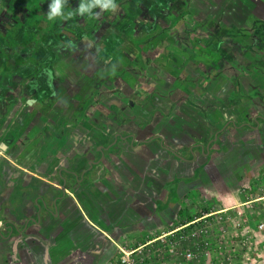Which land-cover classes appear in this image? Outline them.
<instances>
[{
    "label": "rangeland",
    "instance_id": "obj_1",
    "mask_svg": "<svg viewBox=\"0 0 264 264\" xmlns=\"http://www.w3.org/2000/svg\"><path fill=\"white\" fill-rule=\"evenodd\" d=\"M9 1L0 0V50L6 33L19 39L24 32L8 25L21 19L13 17ZM115 3V11L95 8L92 15L67 20L81 32L83 22L98 12L89 20L94 29L86 43L80 34L57 35L38 54L35 68L20 69L15 76H3L0 64V76L14 79L0 90V143L8 146L0 153V194L13 173L19 174L22 192L35 186V194L48 182L54 192L63 191L57 180L61 169L80 175L88 161L97 160L95 148L121 134L135 136L139 144L120 140L106 154L101 174L90 176L106 181L92 193L122 190L137 198L145 191L147 215L156 207L158 213L169 203L172 207L155 226L141 228L137 222L134 233L107 221L104 229L114 233L109 241L50 240L56 230L45 231L48 240H29L35 230L15 231L9 238L3 224L11 215L0 213V264H120L119 247L133 251L157 238L140 256L148 264H264V231L257 232L264 203H252L261 197L253 186L264 171V0ZM40 77L57 86L50 97L42 95ZM216 132L218 139L203 154L197 145L207 149ZM63 176L69 184L60 204L75 207V197L89 193L91 184L76 185ZM146 178L152 179L149 184ZM13 199L16 209L23 198ZM205 210L211 214L195 219ZM85 212L91 221L96 217ZM188 219L196 226L172 232ZM168 242H176L178 256L160 262L153 251L159 247L168 253ZM188 250L198 257L189 258Z\"/></svg>",
    "mask_w": 264,
    "mask_h": 264
},
{
    "label": "flooded vegetation",
    "instance_id": "obj_2",
    "mask_svg": "<svg viewBox=\"0 0 264 264\" xmlns=\"http://www.w3.org/2000/svg\"><path fill=\"white\" fill-rule=\"evenodd\" d=\"M23 0H10L9 4L11 7L12 12L16 13L15 15H13V17L19 16L21 19L17 20V21H11L12 23H8L9 26L18 29V28H23L20 25L21 24H26V22H28L30 20V17H32V13L30 8H25L27 4H25L24 2H22ZM51 3V0H37L36 4L33 5L34 8L37 7V11L34 14V18H35V27L34 28H24L23 30H33V32L36 31H41L42 32V43H40L39 48L35 49V44L33 42L29 43L28 47H25L23 45V38L21 36V38L19 39H13L11 38V36L6 33L5 37L7 39H11L14 41V43L16 44V48H10L8 46H5L4 42H3V47L0 50V52H2L3 48L5 49L6 54L9 55L8 59H4L2 57H0V64H4V67H2V69L4 70L6 67H8L11 70V74L13 76H15V74L17 73L18 70L23 69V68H28V67H36V64H30L24 67H21L22 63L25 64L27 62H29V60L32 57L36 58L37 61V56L39 53H45L48 49V45L50 42V39L56 37L57 35H60V37H65L68 34H72L74 33L75 35L80 34L81 36V41H87V37H88V32L89 30H93L94 26L93 24L89 23V20H93L95 17V15L97 16L98 12H94V16L90 17L87 19V21L83 22V26L81 29V32H76L75 28H76V23L73 20L72 22L67 23V20L69 18H71L73 15H79L76 12V9L80 3V1H77L75 3V6L73 7V5L71 4L69 9H67V14L64 15L63 19H57L58 21V25L56 26L54 24V21L56 20V18L54 20H49L48 19V6ZM6 5V4H5ZM7 8L9 9V5H6ZM98 11V9H97ZM68 13H71V15L69 16ZM111 18H113V16H111ZM77 20V19H76ZM112 20V19H111ZM79 22V20H77ZM95 22V20H94ZM14 23V24H13ZM64 29V30H63ZM64 33H63V31ZM33 48L35 49V51H32ZM24 60V61H23ZM22 61V62H20ZM8 76L7 78L0 76V90H2V85L3 82L5 81L6 85L7 84H11L12 82L14 83V79L13 77ZM5 76V75H3ZM2 77V79H1ZM3 80V81H2ZM41 83L40 85L44 84L43 86V96L45 95H52V93L55 91L54 89H56V87L54 86V88L51 86V82H47L46 78L40 77ZM2 84V85H1ZM55 85V84H54ZM32 89H36L37 88H32ZM40 89V87H39ZM34 103V102H33ZM1 104V102H0ZM11 113V112H10ZM4 111L2 110V113L0 114V117H3ZM259 123V122H258ZM233 127L237 128L236 125L231 124ZM228 126V124H225V126L219 131L222 132L224 130H226V127ZM248 127L254 128L251 125H248ZM217 133V136L219 137V133ZM117 140L114 136L113 140L108 143L107 146H99L95 148V155L97 156V160L94 161H88L86 163V168L84 169V171L80 174V175H75L74 172H70L68 170H60L58 173V182H59V187L63 186L64 183L66 184V188L68 187L69 184V179L64 178L63 173L68 174L69 176H71L73 179V181L75 182H82L85 180V178H89L91 179V173L92 172H96L98 175L101 174L102 167L101 162L104 160L105 156L107 153H111L113 152V150L116 148V145L120 142V140H130V142L132 143L133 138L135 139V136L133 135H127V136H123L121 134L117 135ZM216 134L214 135L215 138ZM214 138L210 141L211 144L212 142H214ZM116 141V142H115ZM161 143H163L162 138H160ZM134 142V141H133ZM209 142V143H210ZM139 142H137L134 145L132 144V147H136L138 146ZM198 146V145H197ZM211 146V145H210ZM5 147V148H4ZM199 147V146H198ZM201 152L204 154V151L207 150L206 148H201L199 147ZM8 150V148H6V146L4 144H1L0 146V152H6ZM208 151V150H207ZM209 152V151H208ZM173 153V152H172ZM190 153L192 155V157H194V149L191 148L190 149ZM175 155V153H174ZM177 156V155H176ZM180 158V157H179ZM182 159V158H181ZM100 160H102L98 165L95 164L96 162H99ZM183 160H186L185 158ZM186 161H192L187 159ZM89 162H93L92 166H89ZM83 175V177H82ZM19 179V174L18 173H13L12 174V179L6 184V190L10 191V192H5L4 196H5V206L8 207L6 210H8V212L10 213L12 219L11 220H7L4 224H3V231L10 233V236L14 234L15 231L18 232V234L20 233H24L28 227H30L31 225H34L35 223L40 225L42 222H46L48 220V218L57 215L58 212V207H59V202L62 198L60 192L65 193L64 191H58V192H54L52 186V182H48L47 183V188H42L41 190H37V192L35 194H33V192L35 191V186L32 187H28V189L22 192L20 191L19 186H17V180ZM22 189V188H21ZM2 189H0L1 191ZM54 195H57L55 197H53ZM16 196L18 197H22L23 199L21 200V202H19V206L17 207V209H13L12 206L14 205V200L13 198H15ZM52 204V205H51ZM51 206V207H50ZM35 210V217L36 218H30V217H26L27 215H29L30 213H33ZM43 212V213H42ZM46 215V216H45ZM0 234H2V230L0 228Z\"/></svg>",
    "mask_w": 264,
    "mask_h": 264
},
{
    "label": "crops",
    "instance_id": "obj_3",
    "mask_svg": "<svg viewBox=\"0 0 264 264\" xmlns=\"http://www.w3.org/2000/svg\"><path fill=\"white\" fill-rule=\"evenodd\" d=\"M1 73H3V70L1 71ZM134 142H135V139H134ZM134 142H133V145H134ZM154 143L156 142H153L152 144ZM1 144L3 143H0V146ZM130 144L132 146L131 142ZM4 145L6 146V148H8L6 144ZM155 165L156 163L154 162L152 163L151 167H155ZM119 178L120 177H118L117 179V184L121 183L122 185L123 180ZM150 178H146L145 183L148 182L149 184L150 181L153 179L152 178L150 181H147ZM103 179L104 177L94 183L92 181L89 182L86 180L82 182L81 181L77 182L76 185H80V186H82L83 184H88V183L91 184L89 185V188L87 189V190L90 189V192L87 193V192L82 191L80 194H78L75 197V204H76L75 207H72L68 205L67 203L61 205L59 202L57 215L48 218V220L45 223L42 222L40 225L35 223L34 225H31L30 227L27 228L25 232H28V230H35L34 236L30 237L29 240H48L47 238L49 236L47 235V232L45 231H49V230L55 231L56 230L55 233L52 235L53 238H49L50 240H92V241L93 240H108L109 241L111 239V235L113 236L114 233H112L111 230L106 231L104 229L107 221L110 222V224H112V226L114 227H117V228L121 227L119 228V230L121 229L124 230L129 227V229H132V232L134 233L136 231L134 225H136L137 222H140L142 224L141 228H146V227L148 228V226H155L156 220L162 219V213L166 212L167 209L170 210L172 207L170 203L167 206L162 207L161 209L162 212H160L161 214L157 212V209H156L157 207H156V208H153L150 215H147L145 212L146 208L144 205V203L146 202V199L144 198L145 191H142L141 193L139 192L136 195L137 198L135 196H127V194L124 193V191L122 190L111 191V189H109V191L108 190L106 191L104 189H101L99 192L97 191V192L92 193L95 186L97 187L98 185L105 183L104 181H106V179L105 180ZM158 183L159 182L156 180V183L154 182L153 185L157 186ZM7 192H10V191H7ZM4 201H5V196L3 194H0V213L4 214L7 212L8 214H10L8 210H6L8 207L4 206L5 205ZM131 202H133L134 204ZM103 203H104L105 208L107 206L106 209H102ZM120 204H123L125 206V209L120 208L119 206ZM67 206L69 207V209H67ZM73 208L74 209L76 208V209L73 211ZM85 210L89 214L91 213L93 215L95 214L96 217L94 216L95 218H93L92 221L89 220L88 217H85L86 216ZM26 217L36 218L35 210L33 213H30ZM85 218L89 222V224L92 225L94 228L84 222ZM69 219L70 220L76 219V221L78 222L73 223L72 221H69ZM116 221L120 222V224H117V226H116V223H117ZM56 225L58 226L62 225V227L58 228ZM52 226L55 229H53ZM77 228H78V232L74 231V229H77ZM102 229H104L105 231ZM99 230L101 231V233L98 232ZM9 238H12V237H9ZM98 251L95 252L96 255L100 254V252Z\"/></svg>",
    "mask_w": 264,
    "mask_h": 264
},
{
    "label": "trees",
    "instance_id": "obj_4",
    "mask_svg": "<svg viewBox=\"0 0 264 264\" xmlns=\"http://www.w3.org/2000/svg\"><path fill=\"white\" fill-rule=\"evenodd\" d=\"M36 1H37V0H23V1H22V2H24L25 4H27L25 8H27V7L30 8L31 13H32V17H30V20H29L28 22H26V24H21V25H20L21 27H23V28H26V27H27V28H34V27H35V18H34L35 15H34V14L36 13V11H37L38 9H37V7L34 8L33 5L36 4ZM72 2H73V0H67V4H66L65 7H64V13H65V15L67 14V12H68L67 9H69V7H70V5L72 4ZM63 17H64V16H63ZM63 17H57L56 19H63ZM22 38H23V45H24L25 47H28V46H29V43L33 42V43L35 44V47H34V48L37 49V48H39L40 43H42V38H43V36H42V32H41V31L33 32V30H31V31H29V30H24ZM247 38H248V36H244L243 38H241V39L239 40L240 43H243ZM4 44H5V46H8V47H10V48H12V49L17 47L16 44L14 43V41L11 40V39H7V40H5V41H4ZM34 48H33L32 51H35ZM0 56H1L2 58L6 59V60H7L8 57H9V55L6 54L4 48H3L2 52H0ZM23 61H24V60H23ZM20 62H22V61H20ZM35 63H36V58H35V57H32V58L29 60V62H27V63H25V64L22 63L21 67H24V66H27V65H30V64L33 65V64H35ZM6 74H11V70H10L8 67H6V68L3 70V75H6ZM90 181H91V180H90ZM90 181H89V182H90ZM176 181H177V183H178V182H183V183L186 182L185 180L182 181V180H180V179H177ZM92 182H94V181H92ZM187 182H188V181H187ZM60 194H61L62 197L65 195V193H63V192H60ZM172 194H173V196L177 197L176 200L178 201V198H179V197L177 196V193H176L175 190L172 191ZM204 213H205V214H201V213L197 214L195 219L202 218L204 215H207V214H211V213L209 212V210H205ZM195 219H193V220L195 221ZM193 220H190V219H188V220H182L181 223H180V226H178L177 228H180V227L186 226V225H188V224L194 222ZM195 226H196V224L194 223V224H191L189 228H192V227H195ZM177 228H175L174 230H176ZM220 261H221V263H222V260H220ZM220 261H219V262H220Z\"/></svg>",
    "mask_w": 264,
    "mask_h": 264
},
{
    "label": "built area",
    "instance_id": "obj_5",
    "mask_svg": "<svg viewBox=\"0 0 264 264\" xmlns=\"http://www.w3.org/2000/svg\"><path fill=\"white\" fill-rule=\"evenodd\" d=\"M255 183H257V184L254 185L253 188L255 190L257 188H259V193L261 194V197H259L256 200H253L252 203L253 202H261V203H264V171L262 172L261 177L258 178ZM247 192H248L247 188L244 187L242 189V192L241 193H243V195H246ZM246 204H248V203H246ZM263 212H264V209H263ZM191 224H194V222L186 225L187 227H184V226L183 227L184 228H189ZM180 228H182V227H180ZM184 228H182V229H184ZM178 229L179 228H177L176 230H173L172 232L175 234L178 231H180ZM257 229H258L257 232H259V233H260V231L261 232L264 231V220H261V222L259 224H257ZM174 234H171V235L174 236ZM164 237L166 238L167 236H164ZM165 238H163V239H165ZM160 240H161V238H157L156 240H150L149 242H147V245L146 246H142L140 248L134 249L133 251H125V250H123V249H121L119 247V249L121 251V259L119 261L120 264H144L145 262L148 264V262H150V261H146V258L145 257L143 259V258H140V256H141V254H142L143 251H146L145 249H147V247L149 245H154V244L158 243ZM179 241H181V243H184V240H179ZM168 246H171L172 247L169 250L168 253H166V251L162 250V248H159V247L156 248V250H154V251L152 250L154 252V255L160 260V262H161V260H164L165 261L167 259H171L174 255H177L178 256V254L175 253V250L177 251V248H178L176 242H168ZM151 249H152V247H151ZM195 254L196 253H194L193 251L191 252L190 250H188V255L187 256L189 258L198 257V256H195ZM133 255H134V258H137L138 257V260H130L131 259V256H133ZM148 259L151 260L152 259V256L149 255Z\"/></svg>",
    "mask_w": 264,
    "mask_h": 264
},
{
    "label": "clouds",
    "instance_id": "obj_6",
    "mask_svg": "<svg viewBox=\"0 0 264 264\" xmlns=\"http://www.w3.org/2000/svg\"><path fill=\"white\" fill-rule=\"evenodd\" d=\"M66 4L67 0H51L48 6V19L54 20L57 17H63L65 15L64 7ZM95 8L105 11H115L117 4L115 0H80L76 12L81 16L84 14L92 15ZM68 15L70 16L71 13H68Z\"/></svg>",
    "mask_w": 264,
    "mask_h": 264
},
{
    "label": "water",
    "instance_id": "obj_7",
    "mask_svg": "<svg viewBox=\"0 0 264 264\" xmlns=\"http://www.w3.org/2000/svg\"><path fill=\"white\" fill-rule=\"evenodd\" d=\"M33 103V101H29V104H32ZM255 120H257L256 118H255ZM264 120V119H263ZM233 125H236L235 124V122H231ZM117 135L115 136V138H116V140H117ZM218 139V136H217V134H216V136H215V138H214V140L213 141H216ZM133 141H134V138H133V140H132V144H133ZM116 142V141H115ZM210 145H211V142L210 143H208V145H207V150L209 151L210 150ZM199 147H201L202 149L204 148L202 145H198ZM167 150H169V151H171V152H173L170 148H167ZM173 154H174V152H173ZM175 156H176V154H175ZM177 157H178V155H177ZM102 160H100L99 162H96L95 164H99L100 162H101ZM92 163L93 162H89V166L91 167L92 166ZM70 172H73V171H70ZM75 173V172H74ZM75 175H78V174H76L75 173ZM82 177H83V175H82ZM62 188H63V191L65 192L66 191V184L64 183V185L62 186Z\"/></svg>",
    "mask_w": 264,
    "mask_h": 264
}]
</instances>
